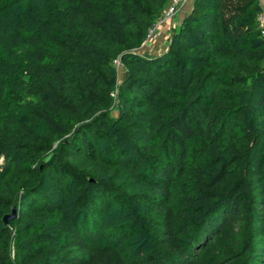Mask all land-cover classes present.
Instances as JSON below:
<instances>
[{
    "label": "trees",
    "instance_id": "trees-1",
    "mask_svg": "<svg viewBox=\"0 0 264 264\" xmlns=\"http://www.w3.org/2000/svg\"><path fill=\"white\" fill-rule=\"evenodd\" d=\"M169 2L0 0V264H264L261 0Z\"/></svg>",
    "mask_w": 264,
    "mask_h": 264
},
{
    "label": "built area",
    "instance_id": "built-area-1",
    "mask_svg": "<svg viewBox=\"0 0 264 264\" xmlns=\"http://www.w3.org/2000/svg\"><path fill=\"white\" fill-rule=\"evenodd\" d=\"M184 2L185 0H170L168 6L164 9L163 14L159 18L158 22L154 26L149 28L145 42H148L149 40H151V38L155 34L156 28L160 24L167 22L168 20L174 18L175 14L178 12V9L183 6ZM258 22H259L260 33L264 37V6L262 7L261 11L258 14ZM115 61L117 65L120 64L118 60H115Z\"/></svg>",
    "mask_w": 264,
    "mask_h": 264
},
{
    "label": "crops",
    "instance_id": "crops-1",
    "mask_svg": "<svg viewBox=\"0 0 264 264\" xmlns=\"http://www.w3.org/2000/svg\"><path fill=\"white\" fill-rule=\"evenodd\" d=\"M192 1L193 0H185V2L183 4V6L181 7V9L176 13V15L179 16V21L183 17V15H185L189 11V9L191 8ZM261 3H262V6H264V0H261ZM182 13H184V14L182 15ZM174 19H175V16L172 19V21L165 22L164 24H162V27L160 28V30L161 29H164V35H165V37H164L165 38V41H164V38H163L164 43H163V45H161V48H159L157 46L159 44V41H161V38L158 40V43H156L153 46V49L151 48L152 45H153V42H150V41L147 42L146 44H144L143 47H145V49H149V50H153V51H154V49H156V50H158V49H160V50L165 49L166 42H167V38H168V36H169V34H170L173 26H175V25L178 24V22L177 23L174 22Z\"/></svg>",
    "mask_w": 264,
    "mask_h": 264
},
{
    "label": "rangeland",
    "instance_id": "rangeland-1",
    "mask_svg": "<svg viewBox=\"0 0 264 264\" xmlns=\"http://www.w3.org/2000/svg\"><path fill=\"white\" fill-rule=\"evenodd\" d=\"M181 8H179L178 9V11L180 10ZM184 13H182V15H183ZM168 21H172V19H170V20H168ZM174 22L175 23H179V16L178 15H176L175 14V19H174ZM165 23V22H164ZM164 23H162V24H164ZM162 24H160L157 28H156V30H155V34H154V36L151 38V40H149L150 42H153V45H152V49H153V46L156 44V43H158V40L161 38V41H159V44L157 45L159 48H161V45H163V43H164V41H165V35H164V29H161L160 30V28L162 27ZM160 30V31H159ZM163 38H164V41H163ZM146 44V43H145ZM143 50H148V49H145V47H144V49ZM160 49H158V50H156V49H154V51L153 50H151L150 52H157V51H159Z\"/></svg>",
    "mask_w": 264,
    "mask_h": 264
},
{
    "label": "water",
    "instance_id": "water-1",
    "mask_svg": "<svg viewBox=\"0 0 264 264\" xmlns=\"http://www.w3.org/2000/svg\"><path fill=\"white\" fill-rule=\"evenodd\" d=\"M16 216V211L15 209H12V212L11 214H7V215H4L3 216V223L8 226L9 225V222L14 219Z\"/></svg>",
    "mask_w": 264,
    "mask_h": 264
}]
</instances>
